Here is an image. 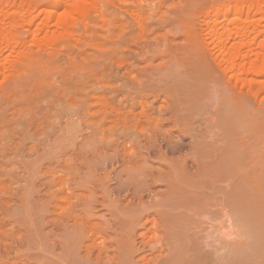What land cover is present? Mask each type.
<instances>
[{
  "label": "bare ground",
  "instance_id": "obj_1",
  "mask_svg": "<svg viewBox=\"0 0 264 264\" xmlns=\"http://www.w3.org/2000/svg\"><path fill=\"white\" fill-rule=\"evenodd\" d=\"M255 1L216 8L215 16L224 17L217 25L209 14H203L202 44L214 67L196 57L192 48L170 54L163 67L147 72L141 87L160 89L168 102L164 111L162 106L139 114L129 109L113 119L111 114L102 119L94 114L95 118L86 120L90 132L87 141L93 152L107 156L110 150L111 155L121 157V152L128 155L138 148L149 151L160 135L166 141L167 154L180 153L188 139L187 153L169 161L166 154L161 155L167 164L165 173L144 170L131 157L124 161V168L133 174L114 190L105 186L87 194L73 191L68 195L63 190L57 197L62 203L55 204V230H60L55 239V264H242L243 259L246 264L247 254L258 250L260 240L251 234L253 199L264 192V122L257 124L238 90V86L259 85L264 91V31L258 30L257 24L264 20V4ZM5 5H0V75L20 76L11 86L20 96L29 77L42 87L51 77L47 68L32 62L28 40L35 47L49 48L71 38L74 27L88 19L90 11L102 18L107 10L102 0H47L31 5L18 0L8 7L16 6L11 12ZM131 12L142 27V12ZM256 14L263 16L255 18ZM25 69L31 71L27 79L21 75ZM42 87H38L40 93ZM234 91L238 96L232 95ZM8 99L0 98V124L6 120ZM135 103L140 107V102ZM165 116V123H171L178 136L163 130L161 119ZM70 126L78 132L76 123ZM130 156L138 159L140 154ZM189 162L194 165L192 173ZM252 162L260 166L256 165L257 171L248 170ZM153 183H161L164 190L153 192L145 202L142 190L150 192ZM112 191L117 194L113 199ZM123 192L131 196L123 195V200ZM96 210L104 213L97 215ZM41 244L38 241L37 247ZM34 258V264H42L39 256Z\"/></svg>",
  "mask_w": 264,
  "mask_h": 264
},
{
  "label": "rangeland",
  "instance_id": "obj_2",
  "mask_svg": "<svg viewBox=\"0 0 264 264\" xmlns=\"http://www.w3.org/2000/svg\"><path fill=\"white\" fill-rule=\"evenodd\" d=\"M0 1L2 8L6 4L5 8L10 12L16 6L13 9L8 7L14 1L18 3V0H6L8 3L5 4V0ZM45 1L26 0L29 5ZM102 1L107 6L104 17L90 11L89 18L74 27L73 39L67 37L52 43L49 48L47 43H44L47 48L42 44V48H38L27 41L32 62L47 68L46 74L51 76H47L50 77L47 86L42 87L29 77L25 92L20 96L13 93L11 87L20 76L13 70L11 76L10 73L6 77L0 75V96L9 97L7 104L10 106L5 105L10 109L4 111L6 120L0 124V264H34L36 256L41 258L42 264H55V253H58L55 252V239L60 233L59 229L55 230V204L62 203L57 197L64 192L67 195L73 191L86 193L105 186L114 190L118 183H127L133 174L132 170L124 168V161L131 160V157L135 158L136 166L141 165L144 170L153 168L157 173H165L167 164L161 155L166 154V161H169L187 153L188 139L183 141L180 153L167 154L166 141L160 135L155 147L149 151L138 148L128 151V155L121 152V157L111 155L110 150H107V156L93 152L87 141L90 134L87 121L95 118L94 114L101 119L105 114H111L110 119H113L115 114L127 113L129 109L139 114L150 107L162 106L164 111L168 102L165 103L166 97L159 92L160 89L141 87L147 72L163 67L170 54L190 52L192 48L196 57L206 59L212 67L211 56L202 44L204 15L209 14L210 21L217 25L224 17L215 16L216 8L255 0ZM256 2L264 4V0ZM133 9L142 12V27L131 15ZM62 10L63 7L60 8ZM257 15L255 18L263 16ZM257 24L258 30L264 31V20ZM21 33L25 35L26 32L21 30ZM16 63L14 65H18ZM28 71L23 70L22 77L27 79L31 72ZM217 74L223 78L219 71ZM38 87H42L43 94ZM238 90L243 93L257 124L264 122V91L259 85L253 88L238 86ZM11 91L15 96L10 94ZM232 95L238 96L236 91ZM135 101L140 102V107ZM109 106L114 109L111 111ZM165 119L166 116L161 119L163 130L178 136L172 124L165 123ZM73 123L79 126L78 132L70 129ZM131 153L140 156L136 159L137 156H130ZM190 162L187 164L192 173L194 165ZM256 165L252 162L247 168L257 171L260 166ZM62 183L66 184L61 186ZM150 190H142L145 202H149L153 192L163 191L164 187L161 183H153ZM123 195L131 196V193L123 192L121 199ZM114 197L117 194L112 191L111 199ZM253 200L256 206L251 235L260 241L258 250L248 253L245 263L264 264V192L260 197L255 194ZM96 211L97 215L104 213ZM31 239L32 245L27 248ZM245 240L250 247V239L247 237ZM38 241L42 244L37 247Z\"/></svg>",
  "mask_w": 264,
  "mask_h": 264
}]
</instances>
